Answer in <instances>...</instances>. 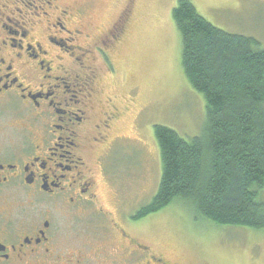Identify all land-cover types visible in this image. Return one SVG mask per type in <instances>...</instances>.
<instances>
[{"label": "flooded vegetation", "instance_id": "flooded-vegetation-1", "mask_svg": "<svg viewBox=\"0 0 264 264\" xmlns=\"http://www.w3.org/2000/svg\"><path fill=\"white\" fill-rule=\"evenodd\" d=\"M88 4L0 0V264H181L104 205L125 148L141 143L144 110L116 57L134 0L101 27ZM128 113L136 137L121 130ZM92 213L120 244L66 255L64 220Z\"/></svg>", "mask_w": 264, "mask_h": 264}, {"label": "rangeland", "instance_id": "rangeland-1", "mask_svg": "<svg viewBox=\"0 0 264 264\" xmlns=\"http://www.w3.org/2000/svg\"><path fill=\"white\" fill-rule=\"evenodd\" d=\"M74 3L76 0H64ZM87 22L93 27L110 23L133 0H88ZM179 0H134L128 35L117 60L129 84L139 85L142 122L140 144L125 148L116 167L115 182L104 205L130 234L158 251L169 252L181 264H264V230L216 225L198 218L183 202L136 222L135 213L158 191L162 161L155 126L164 125L184 138L201 136L207 114L206 100L188 81L182 66V39L173 19ZM198 12L220 29L256 38L264 48V0H192ZM123 91V90H122ZM135 122L127 114L121 130L136 137ZM137 133V132H136ZM122 198L115 201L113 195ZM260 200L264 202V190ZM96 213V212H95ZM64 220L62 245L66 255L83 244H120L99 214ZM134 235V234H133Z\"/></svg>", "mask_w": 264, "mask_h": 264}, {"label": "trees", "instance_id": "trees-1", "mask_svg": "<svg viewBox=\"0 0 264 264\" xmlns=\"http://www.w3.org/2000/svg\"><path fill=\"white\" fill-rule=\"evenodd\" d=\"M172 15L184 73L205 97L207 121L192 138L155 126L161 181L133 219L177 200L216 225L264 230V48L254 37L218 28L192 0H179Z\"/></svg>", "mask_w": 264, "mask_h": 264}]
</instances>
